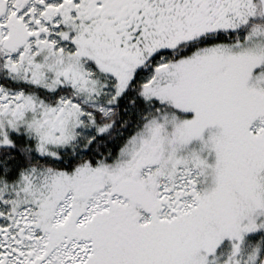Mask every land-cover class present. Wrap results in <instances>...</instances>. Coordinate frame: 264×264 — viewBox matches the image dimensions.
Wrapping results in <instances>:
<instances>
[{"label": "snow or ice", "instance_id": "1", "mask_svg": "<svg viewBox=\"0 0 264 264\" xmlns=\"http://www.w3.org/2000/svg\"><path fill=\"white\" fill-rule=\"evenodd\" d=\"M0 264H264V0H0Z\"/></svg>", "mask_w": 264, "mask_h": 264}]
</instances>
